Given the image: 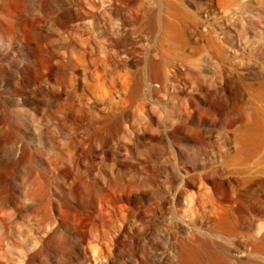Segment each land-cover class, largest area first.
I'll return each instance as SVG.
<instances>
[{
  "label": "rangeland",
  "instance_id": "rangeland-1",
  "mask_svg": "<svg viewBox=\"0 0 264 264\" xmlns=\"http://www.w3.org/2000/svg\"><path fill=\"white\" fill-rule=\"evenodd\" d=\"M0 264H264V0H0Z\"/></svg>",
  "mask_w": 264,
  "mask_h": 264
}]
</instances>
